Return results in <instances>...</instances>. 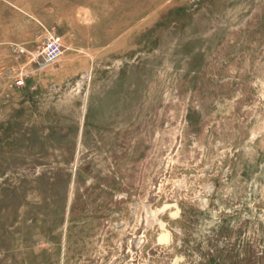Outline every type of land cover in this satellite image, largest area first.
I'll use <instances>...</instances> for the list:
<instances>
[{
  "label": "rangeland",
  "instance_id": "rangeland-1",
  "mask_svg": "<svg viewBox=\"0 0 264 264\" xmlns=\"http://www.w3.org/2000/svg\"><path fill=\"white\" fill-rule=\"evenodd\" d=\"M0 264H264V0H0Z\"/></svg>",
  "mask_w": 264,
  "mask_h": 264
},
{
  "label": "built area",
  "instance_id": "built-area-1",
  "mask_svg": "<svg viewBox=\"0 0 264 264\" xmlns=\"http://www.w3.org/2000/svg\"><path fill=\"white\" fill-rule=\"evenodd\" d=\"M62 48L61 37L52 31H46L39 36V41L34 49L30 51L23 46H18L16 52L20 55H26L29 62L46 65L60 56ZM18 83H22V77L19 78Z\"/></svg>",
  "mask_w": 264,
  "mask_h": 264
}]
</instances>
